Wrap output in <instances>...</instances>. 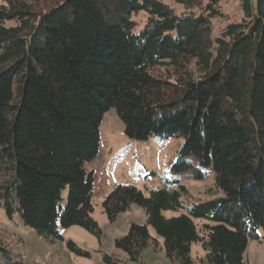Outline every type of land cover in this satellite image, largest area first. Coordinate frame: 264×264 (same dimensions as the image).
<instances>
[{
  "label": "trees",
  "instance_id": "trees-1",
  "mask_svg": "<svg viewBox=\"0 0 264 264\" xmlns=\"http://www.w3.org/2000/svg\"><path fill=\"white\" fill-rule=\"evenodd\" d=\"M173 1L178 14L160 0H0V209L7 218L17 215L50 243L72 226L99 237L85 164L113 109L131 140L182 139L171 171L192 169L193 158V178L212 171L222 193L184 203L178 180L147 195L116 186L102 202L107 220L131 205L146 216L114 242L129 261L156 242L148 228L169 264H192L193 243L206 264H244L248 242L264 241V0H241L242 19L216 37L220 0ZM196 219L207 222L202 236ZM65 245L89 257L71 240ZM8 263L1 250L0 264Z\"/></svg>",
  "mask_w": 264,
  "mask_h": 264
},
{
  "label": "rangeland",
  "instance_id": "rangeland-1",
  "mask_svg": "<svg viewBox=\"0 0 264 264\" xmlns=\"http://www.w3.org/2000/svg\"><path fill=\"white\" fill-rule=\"evenodd\" d=\"M160 1L172 7L177 14L180 13L181 8L173 0ZM240 1H219L220 11L224 17L212 21L213 37L219 36L227 24L242 19ZM134 19L142 22L144 16L140 13ZM182 143V139L174 138L131 140L125 136L124 126L115 111L113 109L107 111L99 127L98 153L93 160L85 164L87 172L93 173L91 216L100 230L99 237L87 233L80 227L72 226L59 229L63 241L50 243L25 226L17 215L9 219L0 209V251L5 250L9 257L8 264H169L164 255L162 241L151 228H148L149 234L156 242L142 251L138 262L129 261L127 255L116 248L114 242L127 234L130 224L145 225V213L141 208L131 205L127 211L120 213L115 221L109 222L103 213L102 202L118 185L133 186L147 195L149 191L163 186L167 179L178 180L179 185L187 190L188 197L183 198L184 203L221 197L222 193L214 190L212 171L206 170L201 180L193 178L194 169L197 168L193 158H188L192 169L171 171L172 165L178 161L177 151ZM176 188L177 186L173 187ZM163 215L172 217L177 213L165 212ZM194 224L202 236L203 226L207 222L196 219ZM66 240H71L79 249L87 252L89 257H79L68 251ZM104 256L109 257L110 262H105ZM190 258L192 264H206V255L199 243L191 245ZM243 263L264 264V241L248 242Z\"/></svg>",
  "mask_w": 264,
  "mask_h": 264
}]
</instances>
